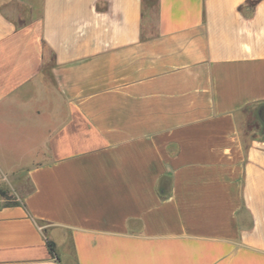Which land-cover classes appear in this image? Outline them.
I'll list each match as a JSON object with an SVG mask.
<instances>
[{"label":"crops","instance_id":"crops-1","mask_svg":"<svg viewBox=\"0 0 264 264\" xmlns=\"http://www.w3.org/2000/svg\"><path fill=\"white\" fill-rule=\"evenodd\" d=\"M248 1L0 0V264H264Z\"/></svg>","mask_w":264,"mask_h":264},{"label":"rangeland","instance_id":"rangeland-1","mask_svg":"<svg viewBox=\"0 0 264 264\" xmlns=\"http://www.w3.org/2000/svg\"><path fill=\"white\" fill-rule=\"evenodd\" d=\"M2 11L8 17L13 19L17 25L24 23L30 17L29 15H27L28 13H26L25 10H23L22 8L16 7L14 5L2 7ZM32 15H38V12L35 11V12H33ZM155 22H156V14L155 13H149L148 11H145L144 16H143V28H144L145 34L153 33ZM46 58L49 59V55L47 53H46ZM44 69H45V67H44ZM261 121H264V106H258L257 108H251L247 114V122L242 123V131L246 132L248 130V128L251 129V127L254 125V123H259ZM16 183L21 184L19 179L16 180ZM23 186H24V184H23ZM25 188L26 187H23V189H25ZM0 189L8 192V194L11 195V193L8 190H6L2 187H0ZM11 196L14 198L13 195H11ZM8 203H9V201L4 200L0 196V205H5ZM40 226L45 230L46 226L44 224H41Z\"/></svg>","mask_w":264,"mask_h":264},{"label":"trees","instance_id":"trees-1","mask_svg":"<svg viewBox=\"0 0 264 264\" xmlns=\"http://www.w3.org/2000/svg\"><path fill=\"white\" fill-rule=\"evenodd\" d=\"M259 0H252L246 2L247 7L250 9L258 2ZM158 10V0H142V16H144V12L148 11L149 13H155L157 15ZM0 196L4 199L9 201L8 204H5L6 206H15L19 203L13 198L11 195L8 194V192L0 189ZM46 247L49 251V253L55 258L58 259L56 252H55V246L52 241L49 239H45Z\"/></svg>","mask_w":264,"mask_h":264}]
</instances>
